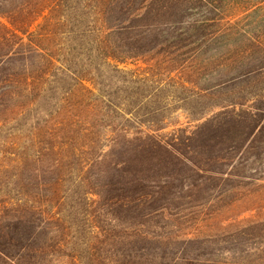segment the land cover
<instances>
[{
  "label": "trees",
  "instance_id": "obj_1",
  "mask_svg": "<svg viewBox=\"0 0 264 264\" xmlns=\"http://www.w3.org/2000/svg\"><path fill=\"white\" fill-rule=\"evenodd\" d=\"M203 3L212 5L0 0V123L24 118L29 141L20 171L39 190L3 203L0 260L34 264L54 223L67 240L52 237L53 248H73L83 264L87 252L128 241L125 255L134 260L125 264H177L183 256L166 261L165 247L197 238L174 227L205 209L214 218L264 187V35L222 28L230 25L225 16L197 17ZM235 36L244 39L202 57ZM131 59L144 66L126 68ZM169 84L176 92L191 84L199 99L212 100L192 127L165 130L177 122L165 101ZM67 161L79 162L73 187L80 191L71 198L61 194ZM88 201L100 211L88 212ZM90 221L104 238L94 246L79 241Z\"/></svg>",
  "mask_w": 264,
  "mask_h": 264
},
{
  "label": "rangeland",
  "instance_id": "obj_2",
  "mask_svg": "<svg viewBox=\"0 0 264 264\" xmlns=\"http://www.w3.org/2000/svg\"><path fill=\"white\" fill-rule=\"evenodd\" d=\"M209 1L212 5H206L205 3L200 4L196 13L197 17L225 16L230 18V25H226L222 28H232V30L239 31L241 34L244 33L247 36L260 35L262 37L264 35L262 34L264 33V0ZM230 39L231 40L221 37L219 42L215 41L210 47L205 48L207 52L204 53L203 51L202 57L215 55L217 52L223 50L222 47L224 44H233L232 41H234V43H241L240 40L244 38L240 36L239 39H237L235 36L234 38L230 37ZM124 65L125 64H121L120 66L123 67ZM138 66H144L141 59H131L125 65L126 68H136ZM211 75L212 73L208 74L209 77ZM217 77L218 75L214 74L213 79H218ZM170 84H172V82ZM170 84L168 85L169 89L166 92L165 101L169 109L168 113H171L173 117H177V122L169 125L165 130L169 131L175 127H192L193 124L196 123L192 121V117L197 116L202 109H207L209 105L212 104V100L208 97L199 99V95H196V91L194 92L193 89H191V84H189V89L184 91L179 90L178 92L174 91V87ZM194 86L203 87L206 85L196 84ZM195 87L194 89H197ZM178 105H180V108L173 111L172 108L174 109V107ZM25 123L24 118L20 117L7 121L6 123H0V247H3V235L5 232V230H3V219L6 213V206H3V203H6L8 197L25 198L29 193L36 194L37 191L39 192L38 185L36 183L35 185L27 184L26 182L29 180V177H26L22 174L23 172L20 171L22 165L20 160L23 158V151H25L23 146L29 141L26 136ZM29 158L30 161L34 160L32 157ZM31 163L34 164V162ZM77 164L76 162L72 164L67 161L61 171V173L65 174L61 194L65 193L63 191H66V195H70L69 198L72 197L71 194L78 195L80 191L73 187V180L76 179L75 175L78 169ZM30 165L31 164H29V166ZM73 189L75 191H73ZM246 192L247 193L242 195L241 200H238V202L232 206L227 204L223 207L226 208V210L221 211L214 218L209 216L211 210L205 209L199 220L188 221L180 230L174 227L171 231L176 235H179L181 232L184 237H192L195 235L197 239L193 241L183 240L176 244L171 243L170 247H165L168 248L164 253L166 261L175 259L176 256H183V259L177 261V264H264V187L261 186L254 190H247ZM92 198L95 199V196H92ZM88 202L89 206L85 205V209L88 212L95 211V209L97 211L96 213L100 211V206L97 205V203L92 204L90 201ZM67 210V205L61 208L62 212H66ZM202 217H204L205 220L201 221ZM90 222L91 223H83L82 232L80 234L81 239L79 241L81 243H88L89 246H94L96 241L104 238L101 234L96 233V231H101V227H99V230L97 228L94 229V227L92 229L91 224H93V221ZM164 224L165 223H162V225ZM53 225L55 224L50 223L49 229L51 230H47V235L44 233L40 238L41 244L46 245V242L49 244L47 245L49 248L34 260V264H83L82 261L74 258L77 252H75L73 248H69L68 246L60 249L53 248L55 247L53 245L56 241L52 237H55L56 240H59L60 237L67 240L66 235L60 236V234L55 232L57 228ZM99 225L102 226V220H100ZM103 225H106V223ZM170 225L167 226L170 227ZM67 231L73 232L72 228ZM165 231L170 230L166 228ZM241 231H243V233L237 235L236 232ZM54 232L55 234L51 236ZM130 242L131 241L124 242L125 244L100 248L95 251L91 250V252H87L89 253L88 258L83 256V259L86 258L84 259V263L125 264L129 260H134V257L130 254L125 255V253H128V248L133 245ZM81 243L79 246L80 248ZM139 245L140 244L137 243L136 246ZM4 247L6 248L7 245H4ZM85 247L87 246H82V248ZM119 248L126 249V251H124V256H118V254L123 253V251H116V249ZM119 257L124 259V262H122ZM27 260H29V258L25 257L24 261ZM15 262H17V256L13 261L0 260V264H15Z\"/></svg>",
  "mask_w": 264,
  "mask_h": 264
}]
</instances>
